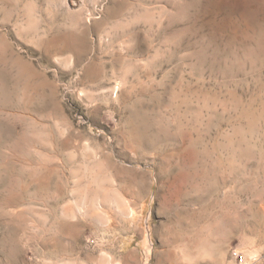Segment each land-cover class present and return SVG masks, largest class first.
<instances>
[{
    "label": "rangeland",
    "instance_id": "1",
    "mask_svg": "<svg viewBox=\"0 0 264 264\" xmlns=\"http://www.w3.org/2000/svg\"><path fill=\"white\" fill-rule=\"evenodd\" d=\"M0 264H264V0H0Z\"/></svg>",
    "mask_w": 264,
    "mask_h": 264
}]
</instances>
